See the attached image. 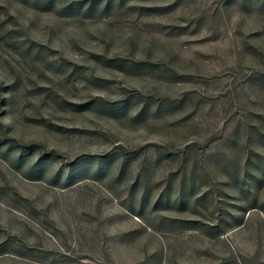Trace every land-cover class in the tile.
I'll use <instances>...</instances> for the list:
<instances>
[{"label": "rangeland", "instance_id": "obj_1", "mask_svg": "<svg viewBox=\"0 0 264 264\" xmlns=\"http://www.w3.org/2000/svg\"><path fill=\"white\" fill-rule=\"evenodd\" d=\"M0 264H264V0H0Z\"/></svg>", "mask_w": 264, "mask_h": 264}]
</instances>
